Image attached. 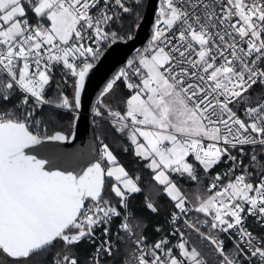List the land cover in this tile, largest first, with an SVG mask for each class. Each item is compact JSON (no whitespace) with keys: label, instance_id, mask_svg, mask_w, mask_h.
I'll use <instances>...</instances> for the list:
<instances>
[{"label":"snow or ice","instance_id":"obj_1","mask_svg":"<svg viewBox=\"0 0 264 264\" xmlns=\"http://www.w3.org/2000/svg\"><path fill=\"white\" fill-rule=\"evenodd\" d=\"M132 13L128 0H0V255L14 264L37 253L50 254V264H81L76 250L84 242L94 248L88 264H105L120 251V233L134 235L127 215L115 232L113 225L141 190L139 177L109 144L101 141L75 168L59 167L37 147L74 139L55 130L56 117L70 111L78 119L90 73L124 38ZM139 26L135 19L127 26L129 39ZM127 69L106 83L95 116L109 117L147 161L173 203L174 223L203 214L184 224L215 246L219 264H264V0H159L149 46ZM118 81L130 91L124 111L104 99ZM221 164L190 208L173 176L199 182L200 170ZM220 234L233 241L230 252ZM169 235H178L175 246L168 236L151 245L136 239L126 264H207L184 231Z\"/></svg>","mask_w":264,"mask_h":264},{"label":"trees","instance_id":"obj_2","mask_svg":"<svg viewBox=\"0 0 264 264\" xmlns=\"http://www.w3.org/2000/svg\"><path fill=\"white\" fill-rule=\"evenodd\" d=\"M147 5V0H128V6L133 8V13L126 17L125 29L120 33L122 37L121 40L128 39L127 33L129 28L127 27L135 19L136 23H139L145 8ZM30 18L34 21L35 19ZM136 29V28H135ZM135 29L131 30V35H133ZM107 48V47H106ZM105 48V50H106ZM133 54L130 58H133ZM60 72L57 71L56 80L60 81ZM65 91L67 93L71 92V89L67 86ZM259 89H256L254 94H259ZM49 95H52V92L49 91ZM130 95V91L126 88L124 81H118L115 89L104 99L106 102H110V106L114 109L124 111L125 105L124 101ZM47 111V109H45ZM73 113L70 111H61L56 117V121L60 128L55 130H63L65 133H71L73 129ZM94 134L96 141L99 145L101 141L107 143L112 147L114 153L117 155L118 161L122 164L126 170L129 172L130 176L133 178L139 177L137 184L141 189L137 193H133L128 198V205L131 212V221L135 226V229L139 234L145 237L148 241H156L163 236H167L172 232L164 234L167 227L169 219L171 218V213L176 211L174 209L173 203L170 199L163 193L162 187L157 184L153 179V172L151 169L146 167L147 161H144L133 153V146L128 143L127 138L124 134L115 132L112 125L108 120H96L94 125ZM127 148V151L124 149ZM219 169H215L213 172L205 174L202 170L199 171V182L190 181L189 179H183L180 181L183 182L185 187L183 188L184 193L188 196L189 202H197V196L203 195L206 192V185L208 181L215 175V172ZM111 183V182H108ZM151 202L156 205L158 208L157 212H152L147 208V204ZM160 231H157V229ZM181 231H184L187 235H192L196 239H201L193 232H188L185 228H181ZM164 234V235H163ZM186 236V235H185ZM174 237L170 235V239ZM202 240V239H201ZM207 245L206 241L202 240ZM189 243H192L189 240ZM57 249L60 247L59 244L56 245ZM120 251L114 258H107L105 264H119L120 262L127 259L134 252V243L131 240H126L121 242L118 245ZM92 245L87 242L81 243L76 250V254L81 261V264H88L89 254L92 251ZM213 255L214 263L219 264V261L214 256L213 252L210 250ZM51 255L46 253H37L31 257L26 264H50ZM0 264H14L10 258L5 255H0Z\"/></svg>","mask_w":264,"mask_h":264},{"label":"water","instance_id":"obj_3","mask_svg":"<svg viewBox=\"0 0 264 264\" xmlns=\"http://www.w3.org/2000/svg\"><path fill=\"white\" fill-rule=\"evenodd\" d=\"M157 1L148 0L138 23L140 26L135 29L132 38L111 42L90 73L78 119L73 122L71 134H74V139L67 142H52L43 147L37 146L41 156L51 159L61 168L84 167L92 159L94 153L90 149L97 148L98 143L91 112L96 107L97 99L106 83L122 71L127 58L139 51L150 36Z\"/></svg>","mask_w":264,"mask_h":264},{"label":"built area","instance_id":"obj_4","mask_svg":"<svg viewBox=\"0 0 264 264\" xmlns=\"http://www.w3.org/2000/svg\"><path fill=\"white\" fill-rule=\"evenodd\" d=\"M155 18H156V17H155ZM148 46H149V43H146V44H144V45L141 47V49H140L139 51H137L136 53H133V56H134V57H133L131 60H138V59H139V56H140L141 54H144V49L147 48ZM104 50H105V49H104ZM123 70H128V69H127V64H126V66L124 67ZM57 71H60V69L57 68V69H56V72H57ZM6 107H11V105H6ZM94 115H95V110H94ZM95 117H96V116H95ZM106 117H107V116H106ZM97 118H98V117H96V119H97ZM107 118L110 119L109 117H107ZM224 167H225V165L221 164L219 167H217V169H219V171H221L222 169H224ZM209 183H210V182H209ZM209 183H208V184H209ZM193 206H195V205L190 204V208L193 207ZM193 213H194V211H190L187 217H184V216L181 215L180 218H179L178 220L175 221V223L173 222V219H171L169 230L177 228L178 225L181 224V223L184 224V220H185L186 218L189 219V220L192 219L191 215H192ZM125 215H127V216L129 217L128 222L133 226V233H134V235L129 236L127 233H125V232H121V233H120V236H121L123 239L118 243V245H119L121 242H124V241H126V240H131V241H133V243H134V241H135L136 239H138V238H140V237L142 236L141 234H139V233L137 232V230L135 229V226H134L133 223L131 222V212H130V209H129V205L127 206V209H126V210H122V216H121V218L115 220V223H114V225H113V231L115 232V230H116V226L119 225V224L121 223V221L124 219V216H125ZM197 220H201V219H196V220H194V221H197ZM249 223H251V221H249ZM184 225H185V224H184ZM185 226H186V225H185ZM204 227H205V226H204ZM194 232H195V231H194ZM195 233H196V232H195ZM203 233H204L205 235H212V236H215V235H216V233H215L214 231H210L207 227H205V230L203 231ZM196 234H197V233H196ZM201 238H202L203 240H205V241H208V240L205 239L203 236H201ZM218 238L224 241V245L226 246V247H225V252H230V249H229V247L227 246V242H228V241H227L226 237L219 235ZM229 241H230L231 243H233L232 240L229 239ZM154 242H155V241H148L147 239H145V243H146L147 245H151V244L154 243ZM118 245H117V246H118ZM210 246L215 250V246H214V245L210 244ZM134 252H135V244H134ZM134 252H133V253H132L127 259H125L124 261L120 262L119 264H126V262H127L128 260L132 259ZM215 252H216V251H215ZM216 254H217V257L220 256V255L218 254V252H216ZM92 255H94V248H93L92 251L90 252L89 257L92 256Z\"/></svg>","mask_w":264,"mask_h":264},{"label":"bare ground","instance_id":"obj_5","mask_svg":"<svg viewBox=\"0 0 264 264\" xmlns=\"http://www.w3.org/2000/svg\"><path fill=\"white\" fill-rule=\"evenodd\" d=\"M147 2H148V0H147ZM158 4H159V0L157 1V8H156V10H155V14H154V18H153V22H154V20H155V17H156V14H157V9H158ZM152 33H153V27H152V32H151V34H150V36L148 37V39L145 41V43L144 44H146V43H149V41H150V39H151V36H152ZM105 52V50L101 53V56H102V54ZM132 55V54H131ZM131 55L127 58V60H126V62H125V64H124V67L126 66V64H127V62L129 61V60H131L132 58H130L131 57ZM101 58V57H100ZM100 60V59H99ZM99 60L97 61V63L99 62ZM96 63V64H97ZM124 67H123V69H124ZM122 69V70H123ZM60 72V71H59ZM96 108V107H95ZM95 108L92 110V112H91V115H92V117L94 118V121L96 120V117H95V115H94V110H95ZM248 161H247V159H245V163H247ZM216 172H219V170H217ZM211 181V179L208 181V183ZM208 183H207V185H208ZM207 185H206V190H207ZM190 204H192V205H196L197 204V202H189V207H190ZM191 217H192V219H190V220H192V221H194V220H196V219H201V220H203L205 217L203 216V214H200V213H196L195 211H194V213L191 215ZM171 219H172V217L169 219V222H168V227H167V229H166V231H165V233L164 234H167V233H169V232H174L175 231V229H171V230H169V228H170V221H171ZM132 222V221H131ZM134 225V224H133ZM178 228H185L188 232H193L195 235H197L198 237H200L201 238V235H199V234H196L194 231H192V230H189L188 229V227L187 226H185L183 223H181V224H179L178 225ZM205 230V227L203 226V225H201V232H203ZM163 234V235H164ZM221 236H224V237H226V239H227V246L229 247V249H230V251L233 249V247H234V244L233 243H231L230 241H229V237H228V235H225V234H220ZM202 239V238H201ZM203 240V239H202ZM205 241V240H204ZM207 242V244L209 245V248H210V250L213 252V254H214V256L216 257V259L219 261L220 260V256H218L217 257V254H216V252H215V250L210 246V241L208 240V241H206ZM225 245H224V249H225ZM219 254V253H218Z\"/></svg>","mask_w":264,"mask_h":264},{"label":"rangeland","instance_id":"obj_6","mask_svg":"<svg viewBox=\"0 0 264 264\" xmlns=\"http://www.w3.org/2000/svg\"><path fill=\"white\" fill-rule=\"evenodd\" d=\"M157 8V6H156ZM96 120H100V118H97ZM96 120L94 121V123H96ZM101 120H108L109 119L107 117H105L104 119H101ZM126 169V168H125ZM154 175V174H153ZM173 179H177L178 180V183L180 185V187L183 189L185 187V185L183 184L181 180L183 179H187L186 177L185 178H178L176 176H173ZM186 235V238L189 242V240L192 242V243H189L191 246H194L196 247L202 254V256L204 257V259L206 260L207 264H217V263H214V259H213V255L212 253L210 252V250L208 249L207 245L205 244V242H203L201 239H196L194 236L192 235ZM168 236V239L170 240L171 242V245L172 246H175V244L177 243L179 237L178 235L177 236H174L172 237L171 239L169 238L170 235H167Z\"/></svg>","mask_w":264,"mask_h":264},{"label":"crops","instance_id":"obj_7","mask_svg":"<svg viewBox=\"0 0 264 264\" xmlns=\"http://www.w3.org/2000/svg\"><path fill=\"white\" fill-rule=\"evenodd\" d=\"M33 18H34V17H33ZM34 19H35V18H34ZM124 136L127 138V134H126V133L124 134ZM127 141H128L129 144H131L130 141H129L128 139H127ZM141 142H143L142 138H141Z\"/></svg>","mask_w":264,"mask_h":264}]
</instances>
